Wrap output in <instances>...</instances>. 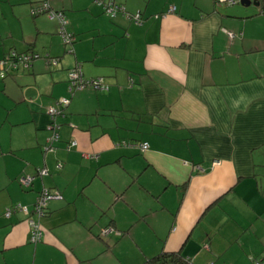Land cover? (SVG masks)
<instances>
[{
    "label": "crops",
    "instance_id": "obj_1",
    "mask_svg": "<svg viewBox=\"0 0 264 264\" xmlns=\"http://www.w3.org/2000/svg\"><path fill=\"white\" fill-rule=\"evenodd\" d=\"M41 1L0 0V58L17 51L9 20L28 17ZM116 1L128 12L140 11L141 21L121 12L109 16L93 0H47L62 10L75 35L56 55L57 63L49 64L61 70L58 90L51 92L67 94V68L76 62L84 76H102L107 88L75 90L61 116L62 124L76 122L74 112H92L82 124L95 125L89 138L74 137L77 142L64 159L53 164L44 159L49 172L29 186L20 189L14 180L21 168L0 185L7 192L0 203V264H94L109 244L103 236L115 231L129 236L138 252L113 258L114 264H136L161 249L178 250L193 264H253L264 254V6L260 11L258 4L247 9L219 0ZM169 5L174 10L168 11ZM226 30L236 35L230 38ZM26 50L35 51L34 44ZM39 68L35 57L24 71L34 75ZM33 107L37 126L47 122L43 105ZM105 115L107 123L100 119ZM72 133L65 139L59 133L58 141L68 142ZM141 141L147 148L140 149ZM137 153L142 174L136 178L145 194L136 202L124 197L132 211L120 218L106 214L105 225L118 229L100 234L95 215L80 209L76 199L97 214L105 203L84 189L89 176L94 171L105 182L101 165L120 164ZM56 160L62 162L60 170ZM8 184L17 190L10 192ZM45 186L59 189L62 197L49 200L44 214H5L15 200L31 207ZM27 215L42 228L39 242L28 240Z\"/></svg>",
    "mask_w": 264,
    "mask_h": 264
},
{
    "label": "rangeland",
    "instance_id": "obj_2",
    "mask_svg": "<svg viewBox=\"0 0 264 264\" xmlns=\"http://www.w3.org/2000/svg\"><path fill=\"white\" fill-rule=\"evenodd\" d=\"M234 4L243 6L240 1ZM244 7L247 9H256L257 5L251 2ZM29 11L30 10L27 12L28 17L17 15L14 19H10L8 29L9 31L11 30L13 36L19 40L18 42L13 41L17 51H24L29 42L34 44V49L37 53L36 60L40 63V68L38 72L36 73L35 71L33 75L20 67L14 71L15 74L13 76L6 75L4 87L0 88V185L5 182L6 178L10 176L14 170L21 168V172L16 174L14 179L20 189L24 187L17 178L19 174L25 173V167L36 163L41 166L43 164L42 161L46 158L52 160L51 162L53 164V160L57 158L62 159L63 157L61 156H65L66 151L70 148L66 147L64 142L55 141L49 148L45 149V147L49 145V143L46 145V141H48V137L52 132L51 129L47 128L49 116L45 108L52 105L55 98L63 96V94L57 95L55 92H51L52 88L58 90L57 80L61 70H58V66L54 68L46 63V54L48 53L50 56L58 55L64 49L68 48L61 40L59 33L60 23L57 18H51L46 14L33 17ZM256 12L259 14L258 10ZM34 19H38V21H34ZM36 24L38 27H36ZM67 25L68 24H65V27L66 30L69 31ZM4 29L7 28L4 26ZM22 46L24 47L21 48ZM65 62H67L66 59L60 62L63 67L66 65L64 64ZM62 71L64 72V70ZM32 76H36V81H32ZM85 87L93 88L91 85H86ZM44 100L46 102H42ZM34 103H36V106L43 105V111L41 112L47 114V122L44 121L40 126H37L38 118L31 117L32 112L38 111L36 107H33ZM84 105H86V103H81V107ZM70 111L72 113L68 111V116L73 114V111ZM74 113L76 114V118H74L76 122L69 121L68 123H64V121L61 124L59 129V133L62 136L61 139L67 138L69 134L71 135V131L73 132L72 139L74 140H76V138L77 140L89 138L90 132L95 128V125L83 128L82 124L88 120L87 117L92 115V112ZM105 117L106 118L100 119L107 123L110 118H108L107 115H105ZM62 119L61 116L56 117L57 122H62ZM76 149L79 150V148ZM81 151L95 153L84 149H81ZM138 156V153L132 154L126 160L124 159V161H121L120 164L114 161L101 165L99 172L101 170L105 176H103L106 179L105 182L99 179V173L93 176L94 171L89 176L84 189L87 192L90 191L97 200L105 203L104 207L97 203L99 205L97 214L92 213V206H87L85 203L80 202L77 200L79 199L77 197L76 203L78 201L80 209L91 213V215H95L96 222L99 225V233L101 228L107 223L108 218L106 219V217H104L106 214L115 212L119 218L128 217L132 209L125 200L126 197L130 196L134 202L140 199L142 200L140 195H144L145 193L138 178H136L138 174H142L140 172L142 166H140ZM29 157L31 159H29ZM56 163H60V160ZM134 171H136L135 175L132 174ZM132 178H134V180L131 182ZM7 188L10 192H15V190H17L12 184H8ZM120 191H122V194H119ZM6 194V188L0 189V203ZM17 202L23 204L19 200H15V202L5 206L4 209ZM136 222L137 220H135V223ZM115 228L118 229L117 227ZM141 233H143V230H138V234L140 235ZM111 236H115L116 241H111ZM103 238L109 244H105L94 261V264H114L113 258H115V260H117V258L123 259V257L131 258L137 249L132 239L126 234H118L115 231L112 235L103 236ZM110 246H114V249L110 250ZM51 252L53 253V251ZM115 264H117V262Z\"/></svg>",
    "mask_w": 264,
    "mask_h": 264
},
{
    "label": "built area",
    "instance_id": "obj_3",
    "mask_svg": "<svg viewBox=\"0 0 264 264\" xmlns=\"http://www.w3.org/2000/svg\"><path fill=\"white\" fill-rule=\"evenodd\" d=\"M95 3L100 4L102 6L103 11L109 15L113 16L118 12H121L123 15H125L127 18L133 20L134 22H139L141 18L140 11H135V12H128L122 3L116 1V0H93ZM223 4H233L238 2L239 0H219ZM168 11L174 10V5H169L167 8ZM31 13L37 14V13H42L46 12L49 17H56L60 23L59 26V33L61 36V39L63 42H69L70 40L73 39V36L71 35V32L67 31L65 28V24L67 23L66 18L64 14L60 10H54L52 9L47 0H43L38 4H35L31 7ZM226 33L228 36L231 38L234 35H236L233 31L231 30H226ZM37 57V53L33 50H26L23 52H17L14 50H11L9 54H6L2 59H0V76H3L5 73V70L9 68H17L21 67L22 69H27L30 67L32 60ZM58 58L50 56L46 54V63L48 64H55L57 63ZM68 85L69 89L71 88H79L84 85H91L94 88L98 89H106L107 85L103 82L102 77H96L93 79H83L81 76V71H80V66L75 65L68 71ZM69 99L67 97H60L57 99L54 104L49 105L46 107V111L50 114V116L55 115L56 113H59L60 109L65 106L68 103ZM48 128L52 129L51 134L48 137V142L49 145L45 147V149L49 148L51 146L52 141H54L58 134L56 131V128H58V124L56 122H52L51 124H48ZM76 141L72 139L67 146H73L75 145ZM124 143V142H123ZM147 142L146 141H141L138 143V146L140 147L141 150L147 148ZM85 156L91 157V158H96L97 154L93 153H86ZM217 162V160H213V163ZM56 167H59V163H56ZM195 168H200L199 165H195ZM48 168L45 165L42 166H37L32 173H21L18 175V180L21 185L24 187H27L31 184L32 180L35 178L37 174L42 175V174H47ZM60 194L57 190L55 189H49L47 187H43L41 191L37 194L36 200L32 204L31 207L21 204V203H15L12 204L11 206H8L5 209V214L9 215L14 211H21L25 214H29L30 212H33L37 215H41L44 212V209L47 205V201L53 197H59ZM27 221L29 225V237L28 240L30 242H36L39 241L42 237V228L38 221L33 218L31 215H27ZM113 228L109 225L104 226L101 228V234H107L110 231H112ZM253 264H264V254L259 257V258H253Z\"/></svg>",
    "mask_w": 264,
    "mask_h": 264
},
{
    "label": "trees",
    "instance_id": "obj_4",
    "mask_svg": "<svg viewBox=\"0 0 264 264\" xmlns=\"http://www.w3.org/2000/svg\"><path fill=\"white\" fill-rule=\"evenodd\" d=\"M258 1V5H259V10L261 11V8L264 6V0H257ZM56 10H59V9H56ZM61 12H62V10H60ZM63 13V12H62ZM51 18H53V17H51ZM56 18V17H55ZM140 21H141V19H140ZM139 21V22H140ZM70 32V31H69ZM71 35L73 36V39L72 40H70L69 42H63L65 45L66 44H68V45H71L72 43H73V41H74V39H75V35L73 34V32H71ZM62 40V39H61ZM71 51H73V48H71ZM9 52L10 51H8V52H6L5 53V55L4 56H6V54H9ZM3 56V57H4ZM2 57V58H3ZM53 57H57L58 58V56H56V55H54ZM1 58V59H2ZM75 65H79L80 66V62H76L75 63ZM75 65H73L72 67H74ZM6 67H8L7 68V70H5V73H4V75L3 76H5L6 74H8V72H9V70H14V69H19V67H17V68H9V66H7L6 65ZM71 67V68H72ZM71 68H68V70H67V78H66V82H67V84H66V87H67V94L66 95H63V96H61V97H67L68 99H69V101H70V98H71V95L73 94V92L75 91V90H77V89H81V88H83V87H85L86 85H84V86H82V87H79V88H76V87H74V88H71V89H69V85H68V71L71 69ZM22 69V68H21ZM24 70V69H23ZM80 71H81V76H82V78L83 79H87V80H89V79H93V78H96V77H102V76H94V77H91V76H89V77H86V76H84L83 75V73H82V69H81V67H80ZM3 76H0V77H3ZM94 88V87H93ZM95 89H98V88H95ZM102 90V89H101ZM60 98V97H59ZM59 98H56L55 100H54V102L57 100V99H59ZM69 101H68V103H69ZM54 102H53V104H54ZM68 103L65 105V106H63L61 109H60V111H59V113H56L55 115H53V116H50V114L46 111V113L48 114V116H49V119H48V122H47V128H48V124H51L52 122H56L57 124H58V128H56V131H57V134H58V136H57V138L54 140V141H52V143H54L55 141H58L59 140V128H60V126H61V122H57V120H56V117L57 116H64L65 115V111H64V109H65V107L68 105ZM46 109V108H45ZM50 129V128H49ZM51 131H52V129H51ZM72 140V139H71ZM71 140H69L68 142H65V144H66V147H68L67 146V144L71 141ZM47 143H49L48 141H46ZM46 143V144H47ZM52 143H51V145H52ZM58 161V160H57ZM56 161V162H57ZM56 162H55V164H56ZM61 166H62V162L60 161V163H59V167H55L56 168V170H60L61 169ZM48 172H49V170H48ZM47 172V173H48ZM39 174H37L36 176H38ZM42 175H45V174H42ZM35 176V177H36ZM46 187V186H45ZM43 188V187H42ZM41 188V189H42ZM47 188H49V189H55V190H57L58 192H59V194H60V196L59 197H53V198H51V199H59V198H61L62 197V193H61V191L59 190V189H57V188H53V187H47ZM41 189L38 191V193L41 191ZM37 193V194H38ZM51 199H49V200H51ZM48 200V201H49ZM48 201H47V203H48ZM46 208H47V205H46V207H45V209H44V212H43V214L46 212ZM107 225H109V226H111L112 228H113V230L112 231H110L109 233H112L114 230H115V226H113L112 224H107ZM107 225H105V226H107ZM100 234H101V230H100ZM108 234V233H107ZM30 242V241H29ZM136 264H193L188 258H186L185 256H183L178 250H166V249H161V250H159V251H157V252H155V253H153V254H151V255H148V256H144V258L140 261V262H138V263H136Z\"/></svg>",
    "mask_w": 264,
    "mask_h": 264
},
{
    "label": "water",
    "instance_id": "obj_5",
    "mask_svg": "<svg viewBox=\"0 0 264 264\" xmlns=\"http://www.w3.org/2000/svg\"><path fill=\"white\" fill-rule=\"evenodd\" d=\"M239 1L243 5H249L251 2H253L254 4H258L257 0H239Z\"/></svg>",
    "mask_w": 264,
    "mask_h": 264
}]
</instances>
